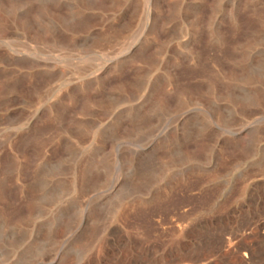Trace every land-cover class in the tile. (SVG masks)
<instances>
[{"label":"rangeland","instance_id":"1","mask_svg":"<svg viewBox=\"0 0 264 264\" xmlns=\"http://www.w3.org/2000/svg\"><path fill=\"white\" fill-rule=\"evenodd\" d=\"M0 264H264V0H0Z\"/></svg>","mask_w":264,"mask_h":264}]
</instances>
